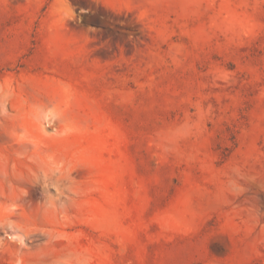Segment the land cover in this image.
<instances>
[{
	"label": "rangeland",
	"instance_id": "374dc122",
	"mask_svg": "<svg viewBox=\"0 0 264 264\" xmlns=\"http://www.w3.org/2000/svg\"><path fill=\"white\" fill-rule=\"evenodd\" d=\"M70 1L0 0V264H264V0Z\"/></svg>",
	"mask_w": 264,
	"mask_h": 264
},
{
	"label": "bare ground",
	"instance_id": "6f19581e",
	"mask_svg": "<svg viewBox=\"0 0 264 264\" xmlns=\"http://www.w3.org/2000/svg\"><path fill=\"white\" fill-rule=\"evenodd\" d=\"M59 3L60 9H62L64 12L72 14L73 13V5L71 4L70 0H57ZM80 35H85V33H80Z\"/></svg>",
	"mask_w": 264,
	"mask_h": 264
}]
</instances>
